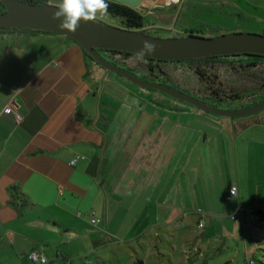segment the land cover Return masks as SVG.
I'll return each instance as SVG.
<instances>
[{
    "label": "crops",
    "instance_id": "crops-1",
    "mask_svg": "<svg viewBox=\"0 0 264 264\" xmlns=\"http://www.w3.org/2000/svg\"><path fill=\"white\" fill-rule=\"evenodd\" d=\"M125 95L145 98L68 37L0 29V264H34L31 251L46 264L103 263L124 221L156 216L144 198L155 192V155L140 164L142 141L129 132L141 106L128 102L126 110ZM181 142L169 135L151 143L165 150L166 165ZM234 184L239 197L242 185ZM153 254L130 256L147 264ZM157 255L174 264L171 251Z\"/></svg>",
    "mask_w": 264,
    "mask_h": 264
},
{
    "label": "rangeland",
    "instance_id": "rangeland-1",
    "mask_svg": "<svg viewBox=\"0 0 264 264\" xmlns=\"http://www.w3.org/2000/svg\"><path fill=\"white\" fill-rule=\"evenodd\" d=\"M182 1L185 4H177L168 16L155 11L144 13L148 34L170 37L191 30L201 36H214L231 31H264V0ZM156 2L171 4L170 0ZM97 20L114 26L120 24L117 17L109 14L98 15ZM245 58L211 59V71L226 89L256 93L252 88L257 82L264 83V63L242 67ZM162 66L165 75L160 74L159 79L140 76L147 81L166 82L218 109L253 106V100L244 97L226 100L199 95L204 83L186 61L164 62ZM110 74L145 97L139 102L125 95L123 103L124 108L128 102L141 106L134 117L139 119L138 125L129 133L132 140L142 141L141 165H148L155 155L151 184L155 192L149 195L150 189L143 196L150 197L146 209L151 212L155 207L156 216L150 221L143 218L124 221L122 227L115 229L114 240L118 242L104 250L108 260L97 264H131L135 258L131 259L132 249L140 255L154 253L147 264H170L167 256L158 257L159 250L165 254L171 251L174 264H264V215L260 220H249V213L258 206L264 212L260 203H264V109L238 117L217 115L162 91L137 86L117 73ZM261 94L264 95V89L257 95ZM169 135L182 142L177 150L172 148L165 165V150L159 147L155 151L151 142L161 141L162 145ZM232 183L242 185L240 200L238 194L226 198ZM199 222L202 226H198ZM244 244L246 251L242 250Z\"/></svg>",
    "mask_w": 264,
    "mask_h": 264
},
{
    "label": "water",
    "instance_id": "water-1",
    "mask_svg": "<svg viewBox=\"0 0 264 264\" xmlns=\"http://www.w3.org/2000/svg\"><path fill=\"white\" fill-rule=\"evenodd\" d=\"M139 9L144 0H111ZM4 10L0 12V29H30L62 34L73 40L79 49L105 70L117 73L131 83L162 91L174 99L185 101L211 113L238 117L253 114L264 109V100L257 104L234 110L218 109L215 106L193 97L185 92L170 88L165 83L147 81L106 60L99 49L126 51L132 54L140 52L143 42L155 45V51L144 57L162 60H188L209 56L252 53L264 56V32L251 33L231 31L214 36L183 34L170 37H158L148 34L145 29L132 30L109 25L99 20L81 22L76 32H68L58 27L60 20L53 19L58 9L50 2L28 3L24 0H0Z\"/></svg>",
    "mask_w": 264,
    "mask_h": 264
},
{
    "label": "trees",
    "instance_id": "trees-1",
    "mask_svg": "<svg viewBox=\"0 0 264 264\" xmlns=\"http://www.w3.org/2000/svg\"><path fill=\"white\" fill-rule=\"evenodd\" d=\"M24 1L28 3H43V2H50L51 0H24ZM55 1L60 2V0H55ZM108 5L109 6H108L106 14H109L113 17H117L120 23L118 25L119 27L132 29V30H140V29L145 28L146 30L147 23H146L145 15L143 13L137 11L136 9L132 7H129L127 5L117 3L111 0H108ZM4 9H5L4 5L0 2V12L3 11ZM27 30H30V29H27ZM30 31H35V30H30ZM44 32H48V31H44ZM184 33L193 34L194 32L189 30V31H184ZM195 35H198V34H195ZM98 52L109 62L117 66H120V67L124 65L125 69H127L129 72H131L132 74L142 79H146V78L140 75H148V76L149 75L153 76L157 74L165 75L164 67L162 66L164 62L186 61L189 63V66L193 70L194 74L199 78V80L202 83H204V87H203L204 91L202 94L208 95L210 98H213V99L215 98L217 99L219 96H225L227 100L244 97V98L253 100V104L251 105H254L264 100L263 94L257 95L263 92V89H264L263 82L262 83L257 82V85L253 87L252 89L257 90L258 92L256 93L253 92L251 94L245 93L246 89H244L243 91L240 89L234 91L230 87L226 89L224 87V83L218 78V75L211 71L213 66H211L210 64L211 59H223L226 57H236V56L244 55V57H246L245 58L246 63L241 64L242 67L258 66L261 63V61L262 63H264L263 55L252 54V53H241V54L220 55V56H214V57L194 58V59H188V60H162V59L144 57V60L141 61L136 58L137 57L136 54H132L126 51L99 49ZM104 52L106 55L104 54ZM85 55L90 61L94 62L95 64H98L91 58L90 55H88L87 53H85ZM232 67L235 68L233 65ZM169 87L173 88L171 86ZM253 211H255L259 216V209H255ZM259 219H260V216L258 219H255V220H259ZM249 220H251V218H249ZM131 264H144V262L142 258L136 256L132 260Z\"/></svg>",
    "mask_w": 264,
    "mask_h": 264
},
{
    "label": "clouds",
    "instance_id": "clouds-1",
    "mask_svg": "<svg viewBox=\"0 0 264 264\" xmlns=\"http://www.w3.org/2000/svg\"><path fill=\"white\" fill-rule=\"evenodd\" d=\"M108 6V0H60L55 6L58 10L54 12L53 19L60 20V29L74 33L81 22L96 21L98 15L106 14ZM154 51L155 45L144 41L136 58L143 61L146 53L151 54Z\"/></svg>",
    "mask_w": 264,
    "mask_h": 264
},
{
    "label": "flooded vegetation",
    "instance_id": "flooded-vegetation-1",
    "mask_svg": "<svg viewBox=\"0 0 264 264\" xmlns=\"http://www.w3.org/2000/svg\"><path fill=\"white\" fill-rule=\"evenodd\" d=\"M146 3L144 4H141V6L139 7V9H136L137 11L141 12V13H149V12H153V13H157L159 15H163V16H168L169 15V10H172L174 8H176V5L177 4H181L182 3V6L185 4V1H182V0H171V4L168 6L166 4H157V0H145ZM230 3V2H228ZM190 5L187 6V8L189 7ZM156 7V8H155ZM155 11V12H154ZM147 27L149 25H146ZM151 27V26H150ZM145 29V28H144ZM264 32V31H263ZM262 32V33H263ZM186 34V33H185ZM194 34V33H193ZM181 35V34H180ZM104 50V49H102ZM105 54V52H104ZM106 55V54H105ZM109 56V55H108ZM244 56V55H242ZM209 57H214V56H209ZM180 62V61H179ZM152 76V75H151ZM155 78H161L160 75H153ZM159 81V80H157ZM161 81V80H160ZM156 82V81H154ZM162 82V81H161ZM166 84V82H164ZM172 84V83H171ZM172 85H175L177 86L176 84H172ZM168 86V85H167ZM179 87V86H178ZM179 88H182V87H179ZM176 90V89H175ZM203 89L201 91V93H203ZM182 92V91H180ZM184 92V91H183ZM197 93V92H196ZM201 96H204V97H209L208 95H204V94H199ZM227 97V96H226ZM213 99V98H211ZM218 99H226L225 96H219ZM227 100V99H226ZM204 101V100H203ZM257 104V103H256ZM255 105V104H254Z\"/></svg>",
    "mask_w": 264,
    "mask_h": 264
},
{
    "label": "built area",
    "instance_id": "built-area-1",
    "mask_svg": "<svg viewBox=\"0 0 264 264\" xmlns=\"http://www.w3.org/2000/svg\"><path fill=\"white\" fill-rule=\"evenodd\" d=\"M15 117H16V119H19L20 116L18 114H15ZM80 157H81L80 155H77L76 157H74L71 160V163H74ZM237 194H238L237 186L234 184L229 188V192H228L226 198L231 199V197H233ZM89 217H90V221H89L90 224L94 225V224H97L99 222V218L98 217L95 218L93 212H90ZM249 217L251 219H258L259 218L258 214L253 210L249 213ZM198 226H202V223L199 222ZM28 259H29V261L33 262L34 264H36V263L45 264L47 262V258L45 257V255L41 252H38V251L29 252L28 253Z\"/></svg>",
    "mask_w": 264,
    "mask_h": 264
},
{
    "label": "bare ground",
    "instance_id": "bare-ground-1",
    "mask_svg": "<svg viewBox=\"0 0 264 264\" xmlns=\"http://www.w3.org/2000/svg\"><path fill=\"white\" fill-rule=\"evenodd\" d=\"M171 1V0H170ZM156 8V7H155Z\"/></svg>",
    "mask_w": 264,
    "mask_h": 264
}]
</instances>
